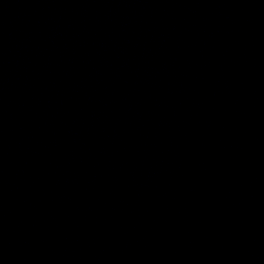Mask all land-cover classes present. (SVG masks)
Returning <instances> with one entry per match:
<instances>
[{
	"label": "water",
	"instance_id": "1",
	"mask_svg": "<svg viewBox=\"0 0 264 264\" xmlns=\"http://www.w3.org/2000/svg\"><path fill=\"white\" fill-rule=\"evenodd\" d=\"M0 264H264V0H0Z\"/></svg>",
	"mask_w": 264,
	"mask_h": 264
}]
</instances>
